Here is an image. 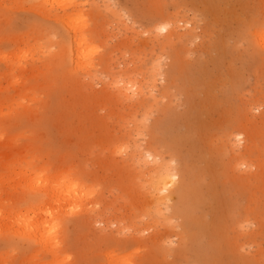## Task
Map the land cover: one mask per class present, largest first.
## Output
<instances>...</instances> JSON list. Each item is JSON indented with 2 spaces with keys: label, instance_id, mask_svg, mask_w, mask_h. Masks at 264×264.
I'll return each mask as SVG.
<instances>
[{
  "label": "rangeland",
  "instance_id": "rangeland-1",
  "mask_svg": "<svg viewBox=\"0 0 264 264\" xmlns=\"http://www.w3.org/2000/svg\"><path fill=\"white\" fill-rule=\"evenodd\" d=\"M78 4L97 51L76 72L52 17L0 0V209L22 204L11 179L28 162L69 170L98 185L64 218L63 264H264V0ZM156 161L176 190L159 206ZM31 251L0 235V264H48Z\"/></svg>",
  "mask_w": 264,
  "mask_h": 264
},
{
  "label": "bare ground",
  "instance_id": "bare-ground-1",
  "mask_svg": "<svg viewBox=\"0 0 264 264\" xmlns=\"http://www.w3.org/2000/svg\"><path fill=\"white\" fill-rule=\"evenodd\" d=\"M25 2L30 3L34 10H40L45 18L52 17L57 22L58 27L56 29H62L59 32L57 30V35L62 36L60 51L64 60L63 67H67L69 71L75 70L76 72L89 70L93 66L92 56L97 49L90 41L86 19L82 11L78 9V0H25ZM165 26L168 28L167 25ZM256 35L259 38L258 42L264 44V30L256 32ZM119 82L120 80H117L115 86L123 95H128L126 91L129 86H134L132 84L134 81H130L131 84L128 82L130 85L127 83L120 85ZM135 88L138 90L136 84ZM135 92L137 93V91ZM139 92L141 93V90H138V94H140ZM121 145H116V147L123 149L125 145L123 147ZM235 159L233 162L236 164L237 160L235 161ZM142 160L144 159L141 158L140 162ZM159 163H156V166L159 167H154V174L150 175L147 180L151 184V199H153L152 203L155 206H159L160 202L162 204V202L170 199L171 195L176 192L170 171L166 170L167 167L162 168V163V166ZM242 163V165L246 164V162ZM27 164L26 168L29 169H26V174H21V171L14 172L16 171L14 170L13 176L15 177H10L23 190L25 196L19 201L22 204L17 203L18 206L14 212H7L15 210L16 207H12L8 199L5 200L6 203L2 207L6 212L0 209V235L5 237L15 236L27 241L32 248L31 260H35L39 252H45L50 256L48 264H63L67 256L62 254L59 235L63 227L64 218L85 211V206L89 209L90 207L86 203H89V200H93L95 197L97 193L96 185L98 184L86 183L75 177L69 170H62L57 173L51 172L52 174L48 175V172L44 170L45 168H36V174L31 177L28 171L35 168L30 167L31 164L29 162ZM43 172H46V174H42ZM167 190L169 194L162 195ZM179 193L184 195L182 189L179 190ZM147 212L155 213H152L151 209ZM128 256V254H114V252H107L105 255L107 264H129Z\"/></svg>",
  "mask_w": 264,
  "mask_h": 264
}]
</instances>
